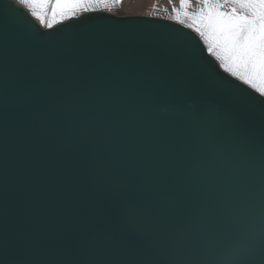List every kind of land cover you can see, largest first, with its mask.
<instances>
[{
	"label": "water",
	"instance_id": "95a60500",
	"mask_svg": "<svg viewBox=\"0 0 264 264\" xmlns=\"http://www.w3.org/2000/svg\"><path fill=\"white\" fill-rule=\"evenodd\" d=\"M176 42L196 53L190 63L176 55ZM219 65L194 31L171 20L92 11L44 28L26 6L0 0L7 98L0 123L9 142L2 264H86V242L98 232L125 242L113 264H158L153 218L129 223L123 209L167 190L175 199L164 219L186 228L205 193L190 134L206 113L225 116L206 130L232 157L219 180L258 200L264 177L232 130L260 142L264 96ZM74 98L85 101L75 113L68 108ZM82 123L86 134L77 139ZM111 144L117 153L105 163L111 179L103 180L96 165Z\"/></svg>",
	"mask_w": 264,
	"mask_h": 264
},
{
	"label": "snow or ice",
	"instance_id": "6c2138e0",
	"mask_svg": "<svg viewBox=\"0 0 264 264\" xmlns=\"http://www.w3.org/2000/svg\"><path fill=\"white\" fill-rule=\"evenodd\" d=\"M21 5H54L53 15L63 14L82 5L105 2V0H16ZM120 3V0H114ZM174 0H169L173 3ZM179 8L174 18L180 23V13L191 21L187 27L202 39L209 54L220 62V67L243 84L257 88L264 84V0H178ZM229 7H225V6ZM35 15V13H33ZM39 18V17H38ZM51 27V25H49ZM199 43V41H197ZM174 51L185 63H190L196 53H188L176 42ZM199 51L203 53L204 48ZM202 79L210 88H217L215 76L202 72ZM5 79L0 72V110L7 104ZM258 91L264 96V87ZM224 95L231 98L227 90ZM85 103L74 98L68 104L77 112ZM264 122V117L261 118ZM225 123L222 113H206L196 118L190 134V143L197 161V179L204 184L205 193L201 204L182 231L170 227L164 219L163 210L172 205L175 195L159 190L147 202H130L123 214L129 223L142 224L152 217L149 226L150 243L158 264H261L264 259V186L258 200L251 199L238 183H222L218 174L230 165L232 157L225 145L207 134L210 122ZM82 123L74 131L79 139L86 134ZM232 140L243 150L246 157L264 177V137L257 144L251 138L242 137L232 130ZM117 146L107 145L100 153L96 165L100 179L109 180L105 163L115 157ZM9 142L6 130L0 123V254L6 246L5 195L7 190V163ZM124 240L113 233L98 232L85 245L89 257L86 264H113L111 257L124 248ZM2 264V260H0Z\"/></svg>",
	"mask_w": 264,
	"mask_h": 264
},
{
	"label": "rangeland",
	"instance_id": "374dc122",
	"mask_svg": "<svg viewBox=\"0 0 264 264\" xmlns=\"http://www.w3.org/2000/svg\"><path fill=\"white\" fill-rule=\"evenodd\" d=\"M93 7H95L96 9H103L105 10L104 12L113 14L118 17L145 16L152 18L167 19L182 24L178 20L174 19L177 16V13L174 12L173 9L179 8L178 0H174V2L171 4L169 3V0H120V3H116L114 2V0H105V2L96 3V5H94ZM34 16L38 19V21L44 28H51L56 23L71 17L69 15L54 16L52 14H35ZM180 20L185 21V23H183L182 25L186 27L187 24L191 22L184 17L182 12L180 13ZM49 25H51V27H49ZM191 30L194 31L193 29Z\"/></svg>",
	"mask_w": 264,
	"mask_h": 264
},
{
	"label": "crops",
	"instance_id": "0c3cea01",
	"mask_svg": "<svg viewBox=\"0 0 264 264\" xmlns=\"http://www.w3.org/2000/svg\"><path fill=\"white\" fill-rule=\"evenodd\" d=\"M94 5H96V3L82 5V6L76 8L74 10H71V9L65 10L62 15H69V16L73 17V16H79V15H82L84 13L92 12V11H105L103 9H96L95 7H93ZM24 6H26L32 13H35L36 15H45V14H52L53 15V9L55 7L54 5L41 6L39 4L24 5ZM225 7L227 8L228 6L226 5ZM56 15H61V14L58 13ZM248 86H250V85H248ZM262 87H264V84H260L258 82L256 90H258L259 88H262Z\"/></svg>",
	"mask_w": 264,
	"mask_h": 264
}]
</instances>
